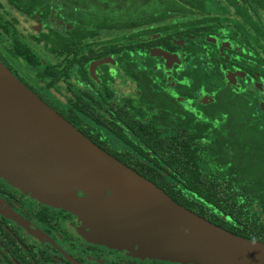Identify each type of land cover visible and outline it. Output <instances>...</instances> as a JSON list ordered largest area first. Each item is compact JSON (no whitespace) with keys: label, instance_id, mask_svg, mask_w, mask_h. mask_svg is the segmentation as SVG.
I'll list each match as a JSON object with an SVG mask.
<instances>
[{"label":"flooded vegetation","instance_id":"af4514ba","mask_svg":"<svg viewBox=\"0 0 264 264\" xmlns=\"http://www.w3.org/2000/svg\"><path fill=\"white\" fill-rule=\"evenodd\" d=\"M4 1L0 61L92 143L142 176L146 164L155 169L151 179H159L153 173L168 179L159 146L178 153L196 123L227 124L264 103V0H235L230 23L211 35L206 26H87L74 13L50 10L47 0L48 15ZM5 28L17 30L6 37V56ZM19 45L40 64L19 54ZM156 50L173 55L169 63ZM237 97L248 102L244 112L233 104ZM91 233L73 212L0 175V264H183L108 246Z\"/></svg>","mask_w":264,"mask_h":264},{"label":"water","instance_id":"95a60500","mask_svg":"<svg viewBox=\"0 0 264 264\" xmlns=\"http://www.w3.org/2000/svg\"><path fill=\"white\" fill-rule=\"evenodd\" d=\"M154 54L168 63L173 56ZM0 175L38 200L73 212L91 227L93 240L108 246L136 247L137 255L183 264H264V243L177 203L92 143L1 61Z\"/></svg>","mask_w":264,"mask_h":264},{"label":"trees","instance_id":"16d2710c","mask_svg":"<svg viewBox=\"0 0 264 264\" xmlns=\"http://www.w3.org/2000/svg\"><path fill=\"white\" fill-rule=\"evenodd\" d=\"M7 1L12 7L28 14L50 13L48 5L43 4L46 0ZM140 1L142 4L137 3L138 8L133 12L130 11L132 6L125 0H97V6L98 3L102 4L101 7H96L97 11L93 9L92 1L84 3L83 0H60L64 7L60 5L61 10L58 9L66 17H72L74 13L75 22L87 26L97 25L94 21L104 24L110 21V26L126 27L141 24L206 26L205 35H211L218 32L219 26L230 23L235 2ZM128 13H132L134 20L122 22L123 15ZM3 34L16 37L17 30L5 28ZM156 41L160 43L159 40ZM153 43L155 41L148 44ZM16 51L27 57L31 64H40L39 58L29 55L30 52L23 46L19 45ZM54 76L55 79L57 75ZM233 104L238 107V112H242L247 108L248 102L244 97H237ZM246 112L231 117L227 124L196 123L190 140L183 142L184 146L178 153L172 154L167 145L159 146L158 153L164 158L163 166L168 179L165 174L156 173L153 174L159 179H151L148 174L155 170L152 165L140 164L139 170L148 180L159 182L156 184L177 203L211 223L237 236L264 243V119L258 116L264 114V110L257 107L250 116Z\"/></svg>","mask_w":264,"mask_h":264},{"label":"rangeland","instance_id":"374dc122","mask_svg":"<svg viewBox=\"0 0 264 264\" xmlns=\"http://www.w3.org/2000/svg\"><path fill=\"white\" fill-rule=\"evenodd\" d=\"M1 2H3V3H5V1L4 0H0ZM48 1V3H49V6H50V10H54V9H56V12H57V9L58 8H60V5H62V3L61 2H58V1H55V0H47ZM90 1H92L93 2V9H95L96 11L98 10V8H96V7H101L102 6V4L101 3H98V6H97V0H83V2L84 3H86V2H90ZM125 1H127V3L129 4V5H131L132 6V8H130V11L131 12H133V11H136L137 10V8H138V5L139 4H142L141 3V1L140 0H125ZM91 2V3H92ZM170 2V1H169ZM58 3V4H57ZM72 3H74V2H72ZM90 3V4H91ZM137 3H139V4H137ZM170 4V3H169ZM62 7H64V5H62ZM139 8H141L140 6H139ZM2 9V4H0V10ZM13 9H15L14 7H13ZM12 8L10 9V11H14ZM101 9V8H100ZM60 10H61V8H60ZM123 10H124V8H123ZM140 10V9H139ZM62 12H65V11H62ZM140 13H141V11H140ZM13 14L14 15H16L17 17H18V20H21V21H23V22H25L24 20H22V17H19V14H16V12L14 11L13 12ZM56 14V16H58V13H55ZM131 15H132V13H128L127 15L125 14V15H123V18H122V22L123 21H125V22H127V20L129 21V20H134V16H132L131 17ZM112 18L114 19V16H112ZM124 18H126V19H124ZM95 23H97V24H99V22L98 21H94ZM110 22V21H109ZM108 22V23H109ZM19 29H20V31H22V28H20L19 27ZM3 38H4V40L1 42V44L4 46H1V48L3 49V51H4V54H5V56L7 55V53H8V48H9V42H8V40H7V36L6 35H3L2 36ZM71 82V81H70ZM59 98L56 96L54 99H53V101H56V100H58ZM62 99H63V97H62Z\"/></svg>","mask_w":264,"mask_h":264}]
</instances>
